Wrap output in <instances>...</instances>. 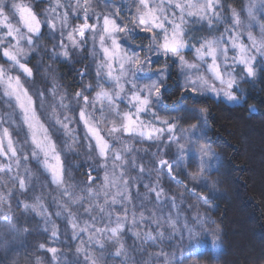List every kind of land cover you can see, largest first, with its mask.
Listing matches in <instances>:
<instances>
[{"label":"clouds","instance_id":"9594fccd","mask_svg":"<svg viewBox=\"0 0 264 264\" xmlns=\"http://www.w3.org/2000/svg\"><path fill=\"white\" fill-rule=\"evenodd\" d=\"M262 80L264 0H0V264H211Z\"/></svg>","mask_w":264,"mask_h":264},{"label":"trees","instance_id":"16d2710c","mask_svg":"<svg viewBox=\"0 0 264 264\" xmlns=\"http://www.w3.org/2000/svg\"><path fill=\"white\" fill-rule=\"evenodd\" d=\"M257 87L264 97V80ZM256 99L250 95V101ZM211 121L213 138L226 158L227 194L215 197L213 212L224 243L215 255L206 246L189 255L211 264H255L264 258V107L249 118L244 108L214 106Z\"/></svg>","mask_w":264,"mask_h":264},{"label":"rangeland","instance_id":"374dc122","mask_svg":"<svg viewBox=\"0 0 264 264\" xmlns=\"http://www.w3.org/2000/svg\"><path fill=\"white\" fill-rule=\"evenodd\" d=\"M205 246L212 250L213 245L211 243V237L210 236L205 237L204 239L194 243L193 246L189 249V253L190 252L195 253V252L201 250ZM219 249H220V247L216 248V252L219 251Z\"/></svg>","mask_w":264,"mask_h":264}]
</instances>
